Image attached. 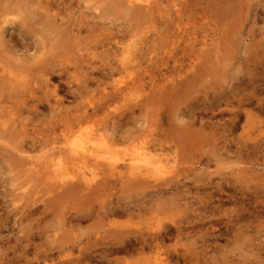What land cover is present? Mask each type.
I'll use <instances>...</instances> for the list:
<instances>
[{
    "label": "rangeland",
    "instance_id": "obj_1",
    "mask_svg": "<svg viewBox=\"0 0 264 264\" xmlns=\"http://www.w3.org/2000/svg\"><path fill=\"white\" fill-rule=\"evenodd\" d=\"M2 1L0 23L7 17L8 21L13 20L17 24L14 23L15 29L13 22L7 23H11L10 26L5 22L1 24L0 66L13 73L24 72L25 75L30 73V76H34L28 75L30 83L27 81L24 89H29V92L33 90L30 95L27 90L20 94L22 96L19 95L20 99L25 100L21 99L24 105L19 106L17 111L11 110L10 114H14L8 113L15 100L9 99L12 103L7 100L8 90L1 93L5 98H0L3 109L0 120L3 119L11 130L7 131L9 135L13 133L8 139L2 138L13 142L18 140L14 136L15 127L17 131L23 130L27 134V140L44 145V153H48L58 146L57 138L65 123H72L77 117L81 119L94 110L97 112L91 114L90 118L86 121L82 119L81 127L91 132L98 129L97 132L104 133L109 141L114 139V148H118V151L133 149V145H139L150 129H154L157 137L170 145L179 140L177 130L181 129V134L184 130L190 131L188 134L192 133L193 137L185 139L184 147L187 146L189 150L180 151L181 154L177 150L174 158L173 150L176 151V148L169 151L168 158L171 160L167 164L168 178H171L169 175L173 178L178 174L175 177L178 181L175 178L170 181L174 185L173 189L164 187L162 195L157 196L153 193L155 188L144 189L145 192L136 191L138 196L132 191L129 196L138 197L137 200L134 198L137 203L135 208L138 209L135 210L131 204L134 213L129 217L125 214V217L123 215L118 219L116 216V219L113 216L101 218L97 213L102 214L113 205L112 202L124 203L127 199L131 201L127 194L129 192L120 190L119 179L108 178L109 186L107 182L106 186L109 188L96 192L100 194L99 197L94 193L89 198L77 197L78 195L74 197L73 194L69 198L68 194H62L67 184L58 182L53 177L51 168L45 166L38 173V152L29 142L30 151L27 155L30 158L26 160L24 168H17L16 162L4 159L1 155L4 151L1 149L0 264H264V0H231L229 4L233 8L232 17L221 20L219 29L206 37L214 35V44L207 48L197 47L207 49L208 52L216 51V70L206 76L204 81L197 80L194 74L182 83H178L176 79L166 82L158 76L166 70L165 66L160 65L162 58L171 60L165 54L168 49L165 41L166 38L173 37L172 31L164 32L159 27L160 24L135 26L117 15L97 17L98 10L94 9L96 0H45L49 1L51 7L59 4L62 25L66 29L73 28L75 32H70L75 40H69L63 49H55L54 42L49 37L38 32L39 36L33 31L34 27L29 21L21 20L22 14L18 11L21 0ZM25 1L27 3L31 0ZM37 1L45 3L43 0ZM163 1L160 6L162 11H173L171 3ZM192 1H195L197 11L209 14V0ZM228 1L211 2L214 9L225 4L224 7L228 10ZM167 13H163V17L167 18ZM200 13L194 12V18L190 22H196V16L198 18ZM28 24L32 26V31ZM192 25L193 23H188L183 28L191 31ZM181 46L176 50H180ZM135 47L140 51L134 52ZM3 50L4 54L8 53V61H5L8 57L3 56ZM133 56L139 58L134 71L140 73L139 76L143 79L139 84L141 89L133 91L134 93L130 91L122 98H112L110 93L116 85L114 78L130 81L128 76L120 77L126 71L118 73L114 67L124 64L130 67L133 61L137 62ZM60 62H63L62 65ZM26 68L30 70L29 73ZM110 68H113L111 73L115 71L113 75L103 76ZM31 69H36L35 73ZM143 70L147 72L144 74ZM150 73L153 74L154 83L158 86L166 85L164 87L167 90L162 93L158 102L154 96L155 90H150ZM260 101L263 105L259 104ZM233 106H237L236 110ZM258 106H262L260 111ZM6 108L8 113L3 115ZM103 115L105 117L102 120L100 118ZM246 115L251 116L248 124L245 123ZM260 119L261 123L258 122ZM232 122L239 124L236 126ZM76 129L77 127L73 128ZM124 134H132L137 139L133 142L120 139ZM52 141L53 143H49ZM2 143L4 142H0L1 148ZM50 144L52 147H49ZM118 157L124 156L119 154ZM33 162L38 165L32 164ZM122 164L118 162V165ZM43 175L46 177L41 178ZM99 178L100 175L96 173L94 181ZM139 207L142 208L139 210ZM86 211L92 215L90 219L80 222L73 219L72 223H67L70 214H83ZM206 215L207 220L209 219L206 223L198 220ZM116 220L118 223H110ZM123 223L129 232L122 226ZM158 226L161 229L167 228L169 232L168 236L163 237V245L160 243L162 251L155 252L151 249L153 252H150L145 248L141 254L138 250L141 246L140 238L149 237L150 232L158 229ZM118 233L124 236L121 235L120 240L117 239L120 235ZM177 233L179 234L176 235ZM112 236L116 239H112ZM116 240L124 242L120 245ZM136 252L144 255L141 256L144 258L139 260L140 256Z\"/></svg>",
    "mask_w": 264,
    "mask_h": 264
},
{
    "label": "bare ground",
    "instance_id": "obj_2",
    "mask_svg": "<svg viewBox=\"0 0 264 264\" xmlns=\"http://www.w3.org/2000/svg\"><path fill=\"white\" fill-rule=\"evenodd\" d=\"M0 1H2V0H0ZM4 1L7 2V0H4ZM21 1H22V3H20L18 5L19 6L18 11L20 12V14H22L21 17H23V19H21V18L20 19L23 21L27 20L30 22L29 24H31L34 27V30H33V29H31L32 26H29V24H28V26L30 27L29 29H31V31L33 30L35 33L40 32V34L41 33L45 34L44 35L45 37H49L51 39V41L54 42L55 49H63L65 44L68 43L69 40L71 41L74 38V35L71 34L73 32V30H72L73 28L69 29L70 27L67 26L68 27L67 28L68 30H67L66 26L62 25L63 17L61 16L62 13L58 12L59 4H54V6L51 7V4L49 3V1L45 2V0H43L45 2L44 4H42V2L37 1V0H31L27 3L25 0H24L25 2L23 0H21ZM166 1L171 3V6L173 7V11L168 12L171 14H168L166 12V10L162 11V8L160 6H161V4L163 5V3H164L163 0H96V2L94 1L96 3V6L94 7V9H95V11L98 10L99 15L97 17H103L104 18L107 15L108 16L109 15H112V16L117 15L120 18L121 17L126 18L129 21V23L131 22L132 25L134 24L135 26H137L139 24H142V25L147 24V26L148 25L158 26L160 24L159 27L163 28L164 32L172 31L171 35H173V37L172 38L168 37V39L166 38L167 41H165V45L168 46L167 47L168 49L165 52V54H167V56H169V58L171 60H168L167 57L162 58L163 61L160 63V65L165 66L166 70L164 71V73H160V70L156 69L160 73V74H158V76L159 77L161 76L162 80L166 81V82H170V81L173 82L176 79L178 81V83H182V82H185L187 80L188 76L195 74L197 80L199 79L200 82L204 81L206 76H209L212 71L216 70L215 65H216V62H217L216 59L218 58V56L216 54V51L208 52L207 49H202V48L199 49L197 47L198 46H204L205 48H207L208 46H211L214 44V40L216 39V38H213L214 35L209 36V38H206V37H208V35L214 33V31L219 29L221 20L226 19L227 17L228 18L232 17L231 12L233 11L232 10L233 8L229 4L231 2V0H229L227 3V4H229L228 10L225 9V7H226V6L224 7L225 4L223 6L221 5V4H223L222 1L220 2L221 3L220 7H217L214 9V7L212 6V2H211L213 0H209L208 1L209 2L208 3V13H209L208 15L203 14L204 12H202V11H197V9L194 7L196 4L195 1H192V0H166ZM14 3H17V2H14ZM191 3L193 4V6ZM215 3H217V2H215ZM213 4H214V2H213ZM4 6H6V4ZM1 7H3V6H1ZM4 9H6V8L4 7ZM2 10H3V8L1 9V12H3ZM59 11H60V9H59ZM1 12H0V14H1ZM5 12H7V11H5ZM10 12H11V10H10ZM194 12L196 14L199 12H201V13L198 16V18L196 16V19H197L196 22L195 21L190 22L191 19L194 18V17H192V14ZM163 13L164 14L167 13L168 17L167 18H165V16L163 17ZM4 16H6V15H4ZM183 19H185V22H183ZM66 20H68V19H66ZM203 20H205L204 23H202ZM7 21H8V18L6 17V19H4V21H3L6 23V25L9 22H13V20L8 21V22ZM23 21H21V22H23ZM69 21L71 22V20H69ZM128 21H126V22H128ZM3 22L1 21V23H0V26H1L0 31L1 32H2L1 28L3 27V25H1V24H4ZM68 22H67V25H68ZM70 22H69V24H70ZM14 23L17 24L16 22H13L12 23L13 25L11 23L10 24L15 29L16 27H15ZM129 23H127L126 26H128ZM188 23H193V25H192L193 28L191 31H188V30L183 28L184 25L185 24L188 25ZM10 24H8L7 26H10ZM25 24H26V22H25ZM64 27H65V29H64ZM133 28L134 27H132V29ZM144 28H145V26H143L142 29H144ZM7 30H9V29H7ZM14 32H16V30H14ZM44 32H46V33H44ZM73 33H75V32H73ZM24 34L27 35L25 32H24ZM40 34H39V36H40ZM28 35H30V34H28ZM33 35H34V33H33ZM0 37H1V35H0ZM2 39H4V37H2ZM6 39L11 40V38H6ZM75 39L76 38H74L73 40H75ZM40 40H42L41 37H40ZM0 42H2V40ZM10 42L11 41H9V43ZM180 46H181L180 50L177 51L176 49ZM169 47H171V48H169ZM1 49H2V46H1ZM137 50L140 51L139 48L138 49L136 48L134 52H136ZM3 52H4V50L2 51V53ZM6 55H8V53L4 54L3 56H5L7 58L8 56H6ZM129 55L131 56L130 53H129ZM134 55H136V54H134ZM139 55H137V56H139ZM133 59H135L137 62L133 61V64L130 65V67L124 66L125 64L117 66L118 68L114 67V69L117 70L118 73H123L124 71H126V73H124L125 75L121 74L122 76H120V77L126 78L128 76L130 78L129 79L130 81L126 82L123 79L117 80L116 78H114V79L110 78L111 80L113 79V82L115 81V83H116V85H114L112 87V92L110 93L112 98L125 97L130 91L133 92L137 89L139 90V88L141 87V86H139V84H141V81L143 79H141V77L139 76L140 73H138V72L135 73L136 71H134L135 70L134 67L138 65L139 58L137 59L136 56H133ZM8 60H9V57L5 61H8ZM149 60H151V59H149ZM169 62H171L170 63L171 65L169 64ZM60 63L62 65L63 62H60ZM11 65H13V64L11 63ZM24 66L22 68H25ZM2 67L0 66V98L4 99L5 97L3 98L2 96H4V95H2L1 93L8 90L9 95H7L8 96L7 100H9V99L15 100L13 103L9 100L12 103L11 108L9 109V113L7 111L8 108H6L3 112V115H4L5 113L10 114L11 110H13V109H15L17 111L19 106L24 105L25 100L23 98H21V99H23L24 101L21 100L19 98V95L23 94V92H25V90H27V89H24L25 84H27V81L31 76L32 77H34V76L33 75L30 76V73H29L30 70H28L27 68H26V71L28 70V73H29L28 75L30 77L28 75H25L26 73L23 74L24 72L13 73V71L5 70ZM17 67H21V66L17 65ZM50 67H52V66L50 65ZM53 67H54V65H53ZM58 67H60V66H58ZM14 69H15V67H14ZM18 69L20 70V68H18ZM31 70L34 72V70H36V69H31ZM102 70H103V67H102ZM112 70H113V68H110V70L106 71L104 73L105 75L103 74V76H105V77H106V75L112 76L113 75L112 73L115 72L114 71L111 73ZM53 71H54V69L52 70V73H53ZM144 72H147V70H143V73ZM189 72H190V74H189ZM36 74H37V72H36ZM39 75H41V74H39ZM149 75L151 78V81L149 84V86L151 88L150 90H153V91L155 90L154 96L158 102L162 97V93L166 92V90H167L166 87H164L166 85L163 84L162 86H158L156 83H154L155 80L153 78V74L150 73ZM32 79H35V78H32ZM31 81H33V80H31ZM32 87H34V86L32 85ZM156 87H157V89H155ZM28 90H27V92H29ZM32 90H30L29 95H30ZM153 91H152V93H153ZM20 96H22V95H20ZM136 96L138 97V94ZM256 99H258V98H256ZM242 100L245 101L243 98H242ZM218 101H220V100H218ZM218 101H216V102H218ZM228 101H231V100H229V98H228ZM254 103H256V102H254ZM1 104L3 105V103H1ZM136 104H138V103H136ZM230 104H232V103L230 102ZM259 104L260 105L262 104L261 101L259 102ZM7 105L8 104H6V106ZM229 105H227V106H229ZM103 106H104V104H103ZM225 107H226V105H225ZM230 107H232V105ZM236 107H234L235 110H236ZM258 107H260V106H258ZM261 107L258 108L259 111L262 109ZM22 108H24V107H22ZM253 108H254V105H253ZM244 109H246V108H244ZM248 109L249 108H247V110ZM263 109H264V107H263ZM1 110L3 111V109L1 108V105H0V112H1ZM224 110H226V109H224ZM96 112H97V110H94L91 113L85 114L83 118H81V116H83V115H81L80 116L81 119H79V117H77L72 121V123H69V124L65 123L66 126H65V124L63 125L64 128L60 132V135H59L60 137L57 138L58 146H55L54 149H52V151L48 150V151H50L48 153H44L45 152V150L43 149L44 145H41V143H38V141L27 140V134L22 132L23 130L17 131L15 129V127L13 128V131L15 133L14 136H15V138H18V140L15 139L14 142H13V140H11V141L7 140L11 134L13 135V133L11 132V134L9 135V133L7 131H11V130L8 128V126H6L7 125L6 122L3 121V119H1L0 120V142L3 141L4 144L2 143L3 147L2 148L0 147V150L2 149L5 152L4 153L1 151L2 152L1 155L4 157V159L12 160V161L16 162L17 168H18V166L24 168L25 165L27 164L26 160L27 159L29 160V158H30L27 155L28 151H30V150H28L29 143H30V146L36 148L35 151H37L39 153L38 154L37 152H35V154L37 153V156H36L37 159L36 160H37V163L39 162V165L37 164L38 165L37 166L34 162L32 163V164H35L37 166V168L40 167L39 170H37L38 173H40L42 168L43 167L45 168V166L48 169L51 168L50 170L53 172V177L56 178V180L58 182H62L61 184H65V183L67 184V187H65L64 192L62 194L63 195L68 194L69 198H70V195H72V194L75 195L74 197H76V195H78L77 197L85 196L86 198H89L91 195L93 196L94 193H96V192L100 193L101 190L102 191L105 190V188L108 190V188H109L108 187L109 186L108 178L119 179L120 184L119 183L118 184L120 185V188H121V189L120 188L119 189L126 191V192H129V193H127L128 196L132 193V191H135V196L136 195L138 196V194H136V191L137 192H139V191L145 192L144 189H150V188H153V189L155 188V191L153 190V193H155L156 196L161 194L162 190H164V187L169 186L168 190L173 189L174 185H172L170 181L174 180V178L177 177L178 174L174 175L173 178H172V175H169V177L171 176V178H168L167 164H168L169 160H171L168 158L170 155L169 151L173 148H176V151L173 150L174 156H172V158H174L176 156L175 154H177L178 152H179V154H181L180 151L185 152L186 150H189V148L188 149L186 148L187 146L184 147V145L186 143L185 139L188 136L190 137V139H192V137H193L192 133L188 134V132H190V131L184 130V133L181 134L182 133V132L180 133L181 129L177 130L180 134L179 140L177 142L174 141V144L170 145V144H168V142L160 140L157 137V134H156L157 132H154V129H150L149 134H145V136L143 137L145 139H143L139 145H136V144L133 145L132 144L133 145L132 146L130 144L133 147V149L132 148H130V149L124 148L123 150L119 149V151H118V148H114V143H115L114 139H112L113 141L112 140L109 141L107 136L104 133L97 132L98 129H96L97 131L91 132V131H88V130L83 129L81 127L80 124L83 122L82 119H85V121H86V119L91 117L90 116L91 114H95ZM231 112H232V110H231ZM251 112H252V110H251ZM8 114H6V116H8ZM12 114H14V113H12ZM12 114H10V115H12ZM238 114H239V112H238ZM233 115L234 114H232V117H233ZM104 117L105 116L103 115L102 118H100V119L103 120ZM235 118H236V115H235ZM235 118H231V119H235ZM119 120H117V122ZM239 120H240V118H239ZM250 120H251V116L246 115L245 123L248 124ZM100 121L98 120V122H100ZM236 121H237V119H236ZM258 122L261 123V119ZM235 124L237 126V124H239V123L237 122ZM235 124L233 123V125H235ZM73 125H74V127H77L76 130H73V128H74V127H72ZM228 126H229V124H228ZM243 126H242V128H243ZM102 128H103V126H102ZM7 133H8V135H7ZM12 135H11V137H12ZM2 137H7V139L2 138ZM121 138H122V140L130 141V142H133L137 139V137L133 136L132 134H124L123 136L120 137V139ZM180 140H181V143L179 144L178 142H180ZM53 141L49 142V143H53ZM191 144H193V143H191ZM187 145H188V143H187ZM49 147H52V145L50 144ZM177 150H178V152H177ZM119 154H122V156H124V157H122V158L118 157ZM247 155H249V153ZM119 161L121 162V164L122 163L123 164L118 165ZM9 162H11V161H9ZM28 172H29V170H28ZM96 173L100 175V178L98 181H94V175ZM50 174H48V175H50ZM89 175H91V176H89ZM37 176H39V175H37ZM42 177H46V175L41 176V178ZM53 177H52V179H53ZM64 179H66V181H64ZM71 179H75V181L71 182L72 181ZM44 180H46V179H44ZM92 181H94V184H91ZM117 181L118 180H116L115 182H117ZM58 182H57V184H58ZM106 182L108 183V186H106L107 185ZM182 185H185V184L183 183ZM61 187L64 188V186H61ZM110 188H111V186H110ZM111 189H109V190H111ZM57 193L59 196L58 189H57ZM60 194H61V191H60ZM207 194H209V193H207ZM96 195H97V197H99L100 194L98 195L96 193ZM107 195L105 197H107ZM111 195L112 194H110V196ZM54 197L52 196V198H54ZM129 197H130L131 201L130 200L127 201L128 200L127 199L126 202L123 201L124 203L112 202V204H113V205L111 204L112 206L108 205L109 208L107 210H105L102 214L101 213H97V214L101 215V218H102V216H107V218H108V216H113V217L116 216L118 219V217H122L123 215L125 217V214H127L128 216L127 215L126 216L129 217V215L131 213H134L133 209L135 207H137L136 200L138 198V197H136V198L134 197L136 199L135 200L133 198V196H129ZM116 199H117V196H116ZM116 199H115V201L120 200V199H117V200ZM124 199H125V197H124ZM177 201H178V199H177ZM131 204L134 206V208H132ZM204 206H206V205H204ZM141 208L139 207V210ZM136 209H138V208H135V210ZM207 209H210V208H207ZM180 211H182V210H180ZM204 211H206V210L204 209ZM91 216L92 215L90 214V212H87V211L83 214L76 212L73 215L70 214V216L67 218V220H68L67 223L68 222L72 223L71 221L73 219H75L74 221L77 220L78 222H80L82 220L86 221V220H88V218L90 219ZM184 216H185V214H184ZM93 217H94V214H93ZM129 219H127V220H129ZM199 219L201 221H203V223H206L209 220V219L207 220V215L202 217V218H198V220ZM119 222L121 223V221H119ZM122 222H124V220H122ZM125 222H127V221H125ZM173 222H175V221H173ZM110 223H118V221L116 220L115 222H110ZM208 223H210V221ZM128 224H127V226H128ZM123 225H124V223L122 224V226ZM124 226L126 227V225H124ZM126 228L129 232L128 227H126ZM161 228L162 227H159L158 229H156L157 231L156 230L151 231L149 234V237H147V238H145V237L140 238L141 246L139 247V249L138 248L137 249L139 250V252L141 254L144 252L145 248H147L148 250L154 249L155 252H159L163 248V246L161 247L160 243L163 245V243H164V242L162 243L163 237H165L167 234H169V232H168L167 228H164V227H163L164 229H161ZM178 230H180V229H178ZM114 233H116V232H114ZM179 233H177L176 235H178ZM113 234H111V235H113ZM118 234H120V233H118ZM121 235L123 236V234L121 233L118 236L119 238H117V239L120 240L121 239L120 237H122ZM131 236H133V235H131ZM111 238L114 240L116 239V238H113V236ZM119 240H116V241H119ZM110 241H112V240L110 239ZM121 242L122 243H120V241L118 243L117 242L116 243L117 244L120 243V245H121V244H123L124 241H121ZM113 246H114V244H113ZM116 247H118V246H116ZM135 247H136V245H135ZM133 249H134V247H133ZM164 249L166 250L165 246H164ZM117 250H120V249H117ZM131 251H132V249H131ZM139 252H136V253L139 255ZM150 252H153V251L151 250ZM122 253H124V252L122 251ZM141 254L139 255L140 256L139 260L144 258V257H141V256H144ZM155 259H154V261H155ZM143 260H142V262H143ZM128 262H129V260H128Z\"/></svg>",
    "mask_w": 264,
    "mask_h": 264
}]
</instances>
